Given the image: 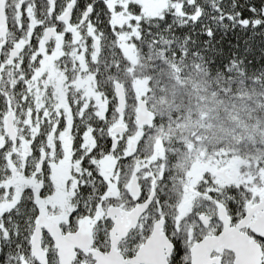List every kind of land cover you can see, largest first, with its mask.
Instances as JSON below:
<instances>
[{"label":"snow or ice","instance_id":"1","mask_svg":"<svg viewBox=\"0 0 264 264\" xmlns=\"http://www.w3.org/2000/svg\"><path fill=\"white\" fill-rule=\"evenodd\" d=\"M0 264H264V0H0Z\"/></svg>","mask_w":264,"mask_h":264}]
</instances>
